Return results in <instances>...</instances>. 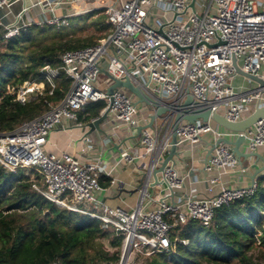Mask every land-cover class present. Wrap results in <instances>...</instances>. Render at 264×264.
Masks as SVG:
<instances>
[{"label":"built area","instance_id":"built-area-1","mask_svg":"<svg viewBox=\"0 0 264 264\" xmlns=\"http://www.w3.org/2000/svg\"><path fill=\"white\" fill-rule=\"evenodd\" d=\"M23 1L12 22H0L4 29L0 40L24 33L32 24L21 20L27 10ZM65 1H48L50 11L54 13ZM13 2L0 0V11L10 9ZM43 2L39 0L37 4ZM190 3L191 0H114L110 5L96 8L105 9L109 34L94 45L62 52L58 67L43 65L37 77L24 82L15 93L21 104L41 95L46 85L48 94L52 95L56 80L63 74L69 80V87L62 99L48 104L42 114L21 122L12 131L0 133V164L6 172L26 169L37 173L36 179L30 178L32 188L46 199L58 207L96 218L102 228H113L123 235L116 264H144L155 253H174L177 241L186 243L173 234L174 227L190 220L207 227L218 207L253 195L257 187V180L242 187L221 181L228 169L243 174L246 167L239 165L231 145L219 142L211 149L203 168L209 175L205 180L207 195L198 196L190 188V174L179 172L173 160L166 163L154 184L149 179L144 181L139 189L138 205L132 210L104 204L98 198L105 190L100 179L106 177L110 185L114 184L115 166L149 156L153 171L156 163L164 160L171 146L170 130L163 126L167 116L155 120L152 128L140 131L141 155L125 152L112 168L98 160L81 163L66 152L55 155L44 150L51 131L64 128L66 121L77 126L83 124L78 114L84 113L90 102L105 101L99 114L108 108L104 123L110 125L111 135L120 129L137 132L139 126L149 123L150 117L141 112L148 106L135 104V97L129 91L115 88L109 96L106 89H98L101 69L109 75L103 77L106 88L112 78L128 77L149 96L173 104L181 103L188 90L196 102L230 122H238L257 107H264V86L235 73L232 67L235 58L244 73L264 80V0H195L193 8ZM91 10L95 9L52 14L38 25L59 27ZM175 134L178 155L184 149L192 152L205 134L212 135L213 143L241 135L245 152L252 153L264 149V116L241 134L226 131L211 121H183ZM186 182L189 188L183 190ZM149 187L160 188L164 193L155 198ZM175 195L177 199L171 201ZM148 205L154 208L147 209Z\"/></svg>","mask_w":264,"mask_h":264},{"label":"trees","instance_id":"trees-1","mask_svg":"<svg viewBox=\"0 0 264 264\" xmlns=\"http://www.w3.org/2000/svg\"><path fill=\"white\" fill-rule=\"evenodd\" d=\"M109 31L105 9H95L59 27L31 24L0 40V133L60 101L69 80L61 74L52 95L46 85L26 104L15 98L18 87L35 79L43 65L58 67L62 52L94 45ZM104 106L103 100L88 103L79 120L99 116ZM256 184L253 195L218 207L209 226L190 220L174 227L173 234L186 243L177 241L174 253H155L144 264H264V175ZM122 240L100 220L56 206L32 188L28 176L6 172L0 164V264H116Z\"/></svg>","mask_w":264,"mask_h":264},{"label":"crops","instance_id":"crops-1","mask_svg":"<svg viewBox=\"0 0 264 264\" xmlns=\"http://www.w3.org/2000/svg\"><path fill=\"white\" fill-rule=\"evenodd\" d=\"M13 1L10 9L0 11V22L2 24L12 22L15 15L24 5L23 0ZM37 1L39 0H25L27 10L22 14L21 20L23 22L38 24L39 21L51 17L52 14L64 15L80 9H96L105 5H110L114 0H78L75 3L66 0L63 5L54 10V13L50 11V6L48 4V1L51 0H44L42 4H37ZM3 31L4 29L0 27V36ZM141 110V112L150 117L152 113L150 107ZM103 124V133L96 131L89 133L87 122H83L81 126H77L70 121H66L64 123V128L57 127L51 131L44 146V150L47 153L55 155L66 152L81 163L98 160L105 163L108 168H112L115 161L125 152L133 156L142 154L143 149L140 143V136L136 131L120 129L115 135H111L109 134L111 130L110 125H108V123ZM211 144H213L212 135L205 134L202 136L201 143L197 145L192 152L184 149L179 155L173 157L175 166L179 172L190 174V188L193 189L198 196L207 195L205 180L209 175L203 168L209 158L212 149ZM245 146V143L240 146L241 151L249 153L245 152ZM252 153H258L264 159V149L259 148ZM167 154L168 152L164 154L163 159ZM238 161L239 165L246 167V172L241 174L232 172V170L228 169L221 176V181L225 185L235 187L248 186L251 183L250 175L260 167H264V162L255 156L243 157ZM152 167L153 162L149 156L136 160L133 163H123L115 166L113 169V176L116 182L110 185L107 181L109 179L102 177V186L105 190L98 195V198L110 207H120L126 211L132 210L138 205L140 199L139 189L144 181L149 179L152 185L155 183V177L156 179L161 177L160 172L155 175L154 170H151ZM159 167L160 163H156L155 169H159ZM213 174H216V171H214ZM261 174L264 175V171ZM187 188H189V183L186 182L183 190ZM217 190L218 187H215L214 192H217ZM149 191L155 198L157 195L164 193L162 189L154 187H149ZM176 199L177 195H175L171 201H175ZM146 208L152 209L154 205H148ZM94 211L99 212L98 209H94Z\"/></svg>","mask_w":264,"mask_h":264},{"label":"water","instance_id":"water-1","mask_svg":"<svg viewBox=\"0 0 264 264\" xmlns=\"http://www.w3.org/2000/svg\"><path fill=\"white\" fill-rule=\"evenodd\" d=\"M195 0H191L190 7L193 8ZM232 67L234 72L246 77L247 79L252 80L253 82L258 83L260 86H264V80H261L257 76L244 73L236 63L235 58H232ZM105 76H109L108 73L101 69L100 71ZM115 88H123L129 91L135 97V104H143L150 107L153 110V113L150 116V121L147 125L139 126L137 128V133L139 134L141 130L146 128H152L155 120L167 116L166 122L163 124L165 129L170 130V149L168 151L167 156L161 162L159 169H155V175L158 172L163 170V167L166 165L168 161H173V157L178 155V150L176 146V134L175 130L179 123L185 122H196L202 121L207 122L211 121L216 126L230 132L234 133H244L247 129H249L257 120L264 116V107H257L250 115L245 117L244 119L238 122H230L226 120L223 116L217 114L212 111L209 107L204 104H200L196 102L192 96L189 94V91L186 90V96L181 103H165L162 102L160 98H153L149 96L141 86L136 85L132 80L128 77L120 80L112 78V83L106 88V94L111 96L113 90ZM111 98L109 97V102ZM107 111L108 108L103 110L99 116L93 118L91 121L87 122V127L89 128V133L96 131L103 133L104 125L103 123L107 119ZM219 142L226 143L231 145L232 151L236 155V157L240 160L243 157L255 156L261 159L264 162L263 157H261L258 153H244L241 151L240 146L244 143V137L238 136L234 140H228L225 138L217 140L215 143L211 144L212 148L218 144ZM264 171V167H260L255 170L252 175H250L251 182H254L258 179L259 176H262V172ZM261 174V175H259ZM156 180V177L154 178Z\"/></svg>","mask_w":264,"mask_h":264},{"label":"rangeland","instance_id":"rangeland-1","mask_svg":"<svg viewBox=\"0 0 264 264\" xmlns=\"http://www.w3.org/2000/svg\"><path fill=\"white\" fill-rule=\"evenodd\" d=\"M71 19V18H70ZM89 34V31H87V35ZM103 77H104V74L102 73H99L98 75V82H99V85H98V89L99 90H105L106 89V86L105 84H103ZM18 174H23L25 176H28L29 178H32V179H36L38 174L37 173H33L32 171H27L26 169H18V171L16 172ZM14 174V173H13Z\"/></svg>","mask_w":264,"mask_h":264}]
</instances>
